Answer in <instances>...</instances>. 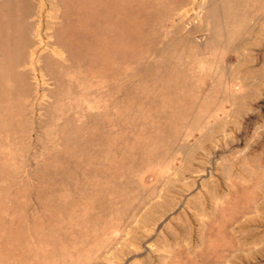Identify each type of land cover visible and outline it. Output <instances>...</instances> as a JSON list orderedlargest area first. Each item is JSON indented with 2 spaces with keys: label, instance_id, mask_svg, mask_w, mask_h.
Listing matches in <instances>:
<instances>
[{
  "label": "rangeland",
  "instance_id": "374dc122",
  "mask_svg": "<svg viewBox=\"0 0 264 264\" xmlns=\"http://www.w3.org/2000/svg\"><path fill=\"white\" fill-rule=\"evenodd\" d=\"M0 264H264V0H0Z\"/></svg>",
  "mask_w": 264,
  "mask_h": 264
}]
</instances>
